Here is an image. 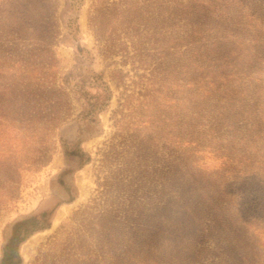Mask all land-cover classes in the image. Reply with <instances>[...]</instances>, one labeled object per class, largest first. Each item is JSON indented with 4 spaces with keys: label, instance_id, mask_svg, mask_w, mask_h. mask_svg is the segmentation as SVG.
Here are the masks:
<instances>
[{
    "label": "rangeland",
    "instance_id": "obj_1",
    "mask_svg": "<svg viewBox=\"0 0 264 264\" xmlns=\"http://www.w3.org/2000/svg\"><path fill=\"white\" fill-rule=\"evenodd\" d=\"M21 223L19 264H264V0H0V263Z\"/></svg>",
    "mask_w": 264,
    "mask_h": 264
},
{
    "label": "trees",
    "instance_id": "obj_2",
    "mask_svg": "<svg viewBox=\"0 0 264 264\" xmlns=\"http://www.w3.org/2000/svg\"><path fill=\"white\" fill-rule=\"evenodd\" d=\"M23 224L21 223L19 225V229H17V232L12 236V238L10 239V245L8 246V248L10 249V251H7L4 253V256L1 260L0 264H19V254L15 251V248L17 247V244L20 242V239L18 237V233L20 230V227ZM22 229V228H21ZM27 230V228H24ZM229 260H223L224 263H231L232 261V256H229ZM139 263L144 264L143 260H139ZM220 264V262H219Z\"/></svg>",
    "mask_w": 264,
    "mask_h": 264
}]
</instances>
